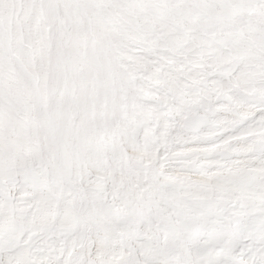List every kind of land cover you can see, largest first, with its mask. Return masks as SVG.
Wrapping results in <instances>:
<instances>
[{
  "label": "snow or ice",
  "instance_id": "snow-or-ice-1",
  "mask_svg": "<svg viewBox=\"0 0 264 264\" xmlns=\"http://www.w3.org/2000/svg\"><path fill=\"white\" fill-rule=\"evenodd\" d=\"M0 264H264V0H0Z\"/></svg>",
  "mask_w": 264,
  "mask_h": 264
}]
</instances>
